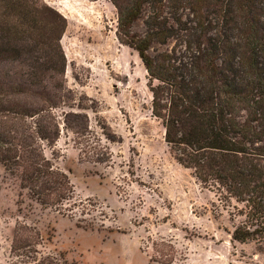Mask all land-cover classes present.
I'll use <instances>...</instances> for the list:
<instances>
[{
  "label": "trees",
  "instance_id": "1",
  "mask_svg": "<svg viewBox=\"0 0 264 264\" xmlns=\"http://www.w3.org/2000/svg\"><path fill=\"white\" fill-rule=\"evenodd\" d=\"M110 1L119 42L147 71L152 115L171 155L228 209L232 239L264 249V0ZM146 9L145 32L135 31ZM67 25L45 0H0V175L18 180L30 210L62 212L73 198L45 145L62 127L90 133L87 113L57 112L72 99L61 43ZM26 229L17 223L13 248L33 245L38 231L23 237Z\"/></svg>",
  "mask_w": 264,
  "mask_h": 264
},
{
  "label": "rangeland",
  "instance_id": "2",
  "mask_svg": "<svg viewBox=\"0 0 264 264\" xmlns=\"http://www.w3.org/2000/svg\"><path fill=\"white\" fill-rule=\"evenodd\" d=\"M45 1L68 20L61 43L72 99L57 112L87 113L90 133L62 127L44 147L74 187L62 212L30 210L28 198L21 205L18 180L0 175V264H264V249L232 239L228 209L171 155L147 71L116 36L117 8L110 0ZM147 14L135 31L145 32ZM17 223L38 231L33 245L13 248Z\"/></svg>",
  "mask_w": 264,
  "mask_h": 264
}]
</instances>
